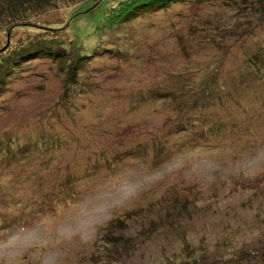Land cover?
Segmentation results:
<instances>
[{"label":"rangeland","instance_id":"374dc122","mask_svg":"<svg viewBox=\"0 0 264 264\" xmlns=\"http://www.w3.org/2000/svg\"><path fill=\"white\" fill-rule=\"evenodd\" d=\"M87 1L94 2L89 12L101 0H60L28 17L67 26ZM240 2L184 1L144 16L121 31L124 52L135 47L128 57L90 50L96 57L77 95L62 97L57 62H23L2 95L0 139L25 134L17 144H35L41 132L53 146L0 157V264H195L193 254L234 260L237 251L264 252V78L243 60L246 47L262 43L264 26L239 42L210 41ZM208 18L216 19L210 33H199ZM4 21L1 52L27 36L21 23L8 32ZM113 38L109 32L104 43ZM224 47V93L192 118L221 130L207 141L200 124L178 132L177 99L158 92L175 87V73L195 64L213 73L207 61ZM110 240L119 242L115 253L106 252Z\"/></svg>","mask_w":264,"mask_h":264},{"label":"trees","instance_id":"16d2710c","mask_svg":"<svg viewBox=\"0 0 264 264\" xmlns=\"http://www.w3.org/2000/svg\"><path fill=\"white\" fill-rule=\"evenodd\" d=\"M184 1L201 3L208 0H101L93 6V10L91 9V11L86 12L94 3L93 1H87L81 3V7L79 6L80 8L75 11L77 13L85 10V13L82 15V17H86L85 19L79 18L80 15H78L67 26H64L65 23H63L64 25L59 27L45 23L40 25L39 22H35V20H32L28 16L32 14V10L41 11L51 5L59 4L60 0H0V22L5 20L4 24L7 25L4 28L10 32V28H17L20 25L19 23H21L20 26L23 25V29L27 30V36H24L21 41L13 45H10L9 42L8 44L5 43V49L3 52L0 51V105L3 102L2 95L9 90V84L19 78L21 70L25 67L22 65L23 62L38 57H47L58 63L61 71L64 73L62 97L77 95L79 90L87 88V83L83 82V80L81 81L80 76L86 72V69L90 68L92 61H94L93 58L96 57L95 54L90 53L91 49H95V52L97 48L100 49L102 46V52H95L96 54L105 53L112 56L117 52L120 55L125 54L128 57L130 54L128 52H132L135 47L127 48L125 50L127 53L124 52L127 42L120 39L122 38L121 31L130 27L133 23H144V16L149 17V15L157 10L167 9ZM27 10L31 11L28 13ZM234 10L236 13L239 12V16L241 17H238L234 13V15L228 18L227 23L223 21V27L215 28L214 26L220 35L212 40L210 39V41L217 44V46L218 43L227 44L230 41V37L234 39V42H239L247 35L248 37L254 36L255 29L264 26V0H241L239 6H235ZM213 19H202L204 23L201 24L197 31L201 34L207 33L208 35L211 31L210 25H212L214 20L216 21V19ZM57 29L61 30L57 31ZM191 29V32H197L196 27H192ZM109 32L114 35V40L112 39V42H109L107 45L104 42ZM201 43L204 45L205 41ZM225 49L226 47L222 48L220 50L221 53L214 55L207 61L206 66L208 67L206 68L211 69L213 73L207 75L202 67L204 64H199L198 70H194L195 64V67L190 66L187 70L194 73L201 72L204 77L200 80H194L190 75L186 76L188 73L187 70L185 71L186 68H184L182 72L175 73V87L168 88V91L158 92L160 95L163 93V95L165 94L173 99H177L178 112L183 116V118H179L177 121L179 124L178 132L188 131L196 124H200L203 127L201 120L198 122L197 119H192L195 110L204 107L206 104H215L222 97L224 92L219 93V89L221 88L219 80H221V56L228 54L225 52ZM243 60L250 74L252 73L256 77L261 76V78H264V36L262 37V43L255 51H250L247 47L244 49ZM70 104L72 105L71 102ZM205 119L207 118L202 119L203 123L205 125L209 124L210 122ZM218 129V125H212L211 127V124L207 126V129L203 127V130L201 129L200 132L201 138H205L206 136L205 140L207 141L212 137H216L217 132L221 130L217 131ZM45 134L40 132L36 136L35 144L28 141L23 144L21 142L17 144V140L19 141L22 135L25 134H19L21 137L17 134L14 137L10 135L9 138L0 139V157L3 160L7 158L13 159L14 157L9 153L14 148L15 151L12 153L20 156L32 149H36L37 146L46 150L49 149L53 146L51 137ZM57 138L58 136L55 135L54 140ZM110 242H112V249H108L106 252L115 253L118 245L116 243L119 242L111 240ZM130 251L125 254L127 259L131 258ZM236 254L237 258L234 260H216L215 258L204 260L203 257L205 256L198 254H193L194 258H192L193 260L199 259L197 262H194L195 264H264V252L255 253L254 250L247 252L243 250L241 252L237 251ZM127 261L118 262L115 260L114 262L115 264H126ZM114 262L110 258L108 264ZM144 263V261H141L137 264Z\"/></svg>","mask_w":264,"mask_h":264},{"label":"water","instance_id":"95a60500","mask_svg":"<svg viewBox=\"0 0 264 264\" xmlns=\"http://www.w3.org/2000/svg\"><path fill=\"white\" fill-rule=\"evenodd\" d=\"M5 49V48H4Z\"/></svg>","mask_w":264,"mask_h":264}]
</instances>
